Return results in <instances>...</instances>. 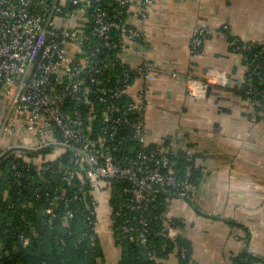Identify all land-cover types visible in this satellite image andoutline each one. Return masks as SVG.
<instances>
[{"label": "built area", "instance_id": "built-area-1", "mask_svg": "<svg viewBox=\"0 0 264 264\" xmlns=\"http://www.w3.org/2000/svg\"><path fill=\"white\" fill-rule=\"evenodd\" d=\"M155 1L0 0V98L9 103L0 133L30 131L33 138L25 147L53 145L49 155L26 160L38 168H48L53 158L69 150L70 162L79 167L70 169L59 162L58 171L67 179L75 173L80 180L86 179L99 203L108 205L112 191L108 178L113 176L127 180L121 195L129 208L135 203L136 208L146 209L159 193L171 200L190 198L192 183L178 176L169 155L180 150L192 157V152L151 141L146 129V109L151 103L147 89L131 92L136 77L149 79L158 66L148 58L131 66L121 57L129 43L145 39L129 21L130 14L145 17ZM204 34L203 27L195 30L193 52ZM258 67V63L248 67L247 81L259 73ZM185 83L188 93L197 97L208 87V79L191 76L185 77ZM246 92L253 105H261L260 99L251 97L252 90ZM130 130L134 147L129 145ZM57 198L47 208L51 216ZM129 220L120 223L121 231L133 229ZM144 220L141 216L138 221ZM170 228L179 227L165 213L164 228L157 234L174 238ZM18 237L23 245L28 243L26 237ZM138 239L146 246L145 234ZM5 251L0 238V252ZM179 254L185 257V247Z\"/></svg>", "mask_w": 264, "mask_h": 264}, {"label": "crops", "instance_id": "crops-1", "mask_svg": "<svg viewBox=\"0 0 264 264\" xmlns=\"http://www.w3.org/2000/svg\"><path fill=\"white\" fill-rule=\"evenodd\" d=\"M129 21L145 39L129 43L121 57L131 66L142 58L158 66L156 74L136 77L131 86L133 93L147 89L151 100L148 138L192 152L199 170L190 198L169 202L166 215L182 222L170 234L190 242L188 264H235L243 251L260 259L254 264H264V112L258 118L240 93L248 65L231 47L233 39L264 42V0H156L145 17L131 13ZM198 27L205 34L193 52ZM187 76L208 79L204 95L188 93ZM32 138L30 131L2 135L0 150L25 147ZM107 207L98 204L97 232L107 264H116ZM164 264H180L176 251Z\"/></svg>", "mask_w": 264, "mask_h": 264}, {"label": "trees", "instance_id": "trees-1", "mask_svg": "<svg viewBox=\"0 0 264 264\" xmlns=\"http://www.w3.org/2000/svg\"><path fill=\"white\" fill-rule=\"evenodd\" d=\"M231 47L242 54L248 67L259 64V73L252 74L250 81L246 80L239 91L247 98L246 91L250 89L251 97L260 99L261 105L255 106L260 118V113L264 112V42L237 39ZM128 133L131 136L129 145L134 147V133L132 130ZM52 151L53 145L9 146L0 150V238L7 250L0 252V264H40L43 261L50 264H107L105 244L97 232L99 202L95 194L86 179L78 178V173L67 179L58 171L59 162L70 169L79 167L76 162H70V151L53 158L48 168L26 162ZM169 157L170 165L179 177H188L191 183L198 180L194 155L188 157L179 150ZM108 181L112 188L107 205L110 235L119 250L116 264H164L174 251L180 264H188L191 244L183 235L168 238L157 234L164 228L170 196L159 193L146 209L136 208L135 203L129 208L123 205L125 198L121 195L123 186L128 185L127 180L113 176ZM54 196L58 198L52 206L54 215L51 216L47 208ZM141 216L145 217L143 223L138 221ZM124 218L130 219L127 224L133 229L129 232L119 228ZM176 222L178 227L182 226V222L177 219ZM141 233L145 234L146 246L138 239ZM19 235L28 239L26 245ZM182 247L186 249L185 257L179 254ZM257 260L260 259L247 251L233 258L235 264H254Z\"/></svg>", "mask_w": 264, "mask_h": 264}, {"label": "rangeland", "instance_id": "rangeland-1", "mask_svg": "<svg viewBox=\"0 0 264 264\" xmlns=\"http://www.w3.org/2000/svg\"><path fill=\"white\" fill-rule=\"evenodd\" d=\"M8 99L7 98H0V125L5 123V115H6V110L8 107ZM3 131H1L0 136L3 135Z\"/></svg>", "mask_w": 264, "mask_h": 264}, {"label": "water", "instance_id": "water-1", "mask_svg": "<svg viewBox=\"0 0 264 264\" xmlns=\"http://www.w3.org/2000/svg\"><path fill=\"white\" fill-rule=\"evenodd\" d=\"M22 91H23V89L21 90L20 95H21ZM20 95H19V97H20Z\"/></svg>", "mask_w": 264, "mask_h": 264}]
</instances>
